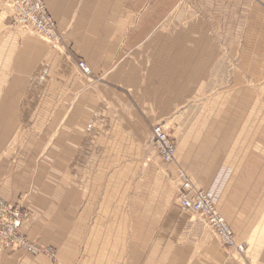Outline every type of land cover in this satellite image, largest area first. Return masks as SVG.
<instances>
[{
  "label": "crops",
  "instance_id": "crops-1",
  "mask_svg": "<svg viewBox=\"0 0 264 264\" xmlns=\"http://www.w3.org/2000/svg\"><path fill=\"white\" fill-rule=\"evenodd\" d=\"M44 2L57 24L58 49L36 37L20 40L17 36L16 44V36L7 33L6 20L1 19L0 0V189L5 200L20 201L34 211L35 220L28 230L47 240L55 234L73 233L86 215L93 171L103 156L133 154L145 139L142 131L171 105L165 98L167 91L176 97L185 79L182 75L190 79L199 70L191 63L183 64V31L171 28L181 25L180 18L170 17L179 9L180 0ZM7 59L10 65L13 62L8 83ZM80 61L91 68L90 76L81 73ZM27 90H31L30 97L24 96ZM34 90L41 91V96H32ZM23 106L42 107L43 113ZM24 122L45 123L44 136L35 132L22 136L31 141L17 146L13 157L5 150L6 135L16 123L17 129L27 128ZM113 138L117 144H112ZM120 138L125 141L119 145ZM103 139L108 143L103 144ZM228 147L223 149L230 152ZM177 157L178 150L176 162ZM117 164L116 160L109 185L118 179ZM123 168L128 186L133 175L128 158ZM214 176L212 172L206 176L207 187L214 184ZM218 191L221 215L234 227L238 239L250 244L244 256L221 245H129V259L140 249L141 264H264V197L252 205L248 197L244 200L234 194L225 207L226 185ZM77 248L78 264H99L103 251L117 250L118 245ZM0 257L3 264H37L25 252L7 253L1 246Z\"/></svg>",
  "mask_w": 264,
  "mask_h": 264
},
{
  "label": "rangeland",
  "instance_id": "rangeland-1",
  "mask_svg": "<svg viewBox=\"0 0 264 264\" xmlns=\"http://www.w3.org/2000/svg\"><path fill=\"white\" fill-rule=\"evenodd\" d=\"M1 1V19L6 20L7 33L16 36V44L17 36L20 40L36 37L55 49L60 48V42L54 47L37 34L21 31L4 0ZM170 17L181 19V25L171 28L183 31L182 53L186 57L183 64L191 63L199 72L190 79L182 75L185 79L182 77V89L176 91V97L171 96L172 90L167 91L165 98L171 105H167L165 115L142 131L145 139L133 154L103 156L93 171L91 201L82 217L85 222L80 218L73 233L55 234L47 240L33 236L28 228L35 214L22 203L32 213L30 222L24 225V234L32 242L57 252L55 260L25 253L37 264H78L77 245H118L117 250H104L99 264H141V250H134L133 259H129V245H221L204 220L178 206L181 183L177 172L182 168L204 191L218 193L225 184V207L234 194L244 200L248 197L252 205L264 197V0H180L179 9ZM10 62L7 59V83L13 76L10 74L13 62L11 65ZM30 92L25 91L24 96L30 97ZM38 92L34 90L32 96H41V91ZM22 108L29 111L37 108L43 113L42 107ZM160 123L177 146L178 163L173 165L162 162L152 143L153 127ZM23 124L27 128L17 129L16 123L6 135L5 150L13 157L17 156V146L31 141L27 134L35 132L41 138L44 136L45 123ZM113 141L117 144L116 138L112 144ZM123 141L120 138L119 145ZM102 143L108 141L103 139ZM227 145L232 149L230 152L223 149ZM127 158L133 164L128 186L124 179L127 170L123 168ZM116 160L118 179L109 185V177L116 171ZM210 172L215 180L212 187H207L206 176ZM231 227L238 239V233ZM237 243L250 245L246 239H238Z\"/></svg>",
  "mask_w": 264,
  "mask_h": 264
},
{
  "label": "built area",
  "instance_id": "built-area-1",
  "mask_svg": "<svg viewBox=\"0 0 264 264\" xmlns=\"http://www.w3.org/2000/svg\"><path fill=\"white\" fill-rule=\"evenodd\" d=\"M4 2L10 10L14 24L21 31L37 34L51 44L59 43L56 21L48 11L44 0H4ZM78 68L86 77L92 74L91 68L85 61H80ZM152 143L165 164L174 163L177 146L163 124L153 127ZM178 178L182 181L181 206L200 214L226 250L245 255L247 246L235 244L233 230L218 210L217 195L214 192L195 189L188 177L180 170ZM31 215L30 211L22 207V202L17 205L12 204L0 194V244L8 251H23L33 256L44 255L55 260L57 256L55 249L38 245L24 234V225L30 222Z\"/></svg>",
  "mask_w": 264,
  "mask_h": 264
},
{
  "label": "bare ground",
  "instance_id": "bare-ground-1",
  "mask_svg": "<svg viewBox=\"0 0 264 264\" xmlns=\"http://www.w3.org/2000/svg\"><path fill=\"white\" fill-rule=\"evenodd\" d=\"M4 5H5V2H4ZM46 5V4H45ZM5 7L8 9V11H9V13H10V10H9V8H8V6L7 5H5ZM10 15H11V13H10ZM57 32H58V30H57ZM60 42V41H59ZM54 45V47L57 45L56 44V42H55V44H53ZM176 151H177V149H176ZM163 162V161H162ZM164 163V162H163ZM176 163V156H175V160H174V163L173 164H175ZM165 164V163H164ZM173 164H165V165H173ZM180 171H182V170H180ZM183 172V171H182ZM183 174H185L184 172H183ZM177 176H178V172H177ZM187 177V176H186ZM178 180L180 181V183H181V187H182V181H181V179H179L178 178ZM204 191V190H203ZM206 192H214L216 195H217V193L215 192V191H206ZM217 197H218V195H217ZM178 203H179V206H180V208L183 210V211H186V212H189V213H192V214H195V215H198L202 220H204L202 217H201V215L200 214H197V213H194V212H192V211H189V210H186V209H184L182 206H181V204H180V195H179V197H178ZM217 204H218V202H217ZM224 218V217H223ZM225 220V219H224ZM205 221V220H204ZM226 221V220H225ZM227 222V221H226ZM206 223V222H205ZM228 224V223H227ZM231 227V226H230ZM232 228V227H231ZM233 230V229H232ZM233 233H234V231H233ZM218 237V236H217ZM220 240V239H219ZM234 242H235V244L236 245H241V244H238L237 243V241H236V236H235V233H234ZM222 246V245H221ZM223 247V246H222ZM224 248V247H223ZM247 248V247H246ZM246 251H247V249H246ZM233 252H235L237 255H239V256H244V255H240L239 253H237L236 251H233Z\"/></svg>",
  "mask_w": 264,
  "mask_h": 264
}]
</instances>
